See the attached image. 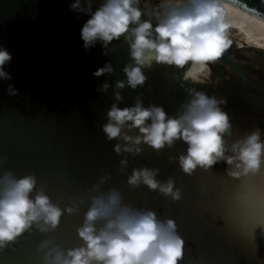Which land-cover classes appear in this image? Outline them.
<instances>
[{
	"label": "water",
	"instance_id": "water-1",
	"mask_svg": "<svg viewBox=\"0 0 264 264\" xmlns=\"http://www.w3.org/2000/svg\"><path fill=\"white\" fill-rule=\"evenodd\" d=\"M223 1L264 20V0ZM74 2L0 0V49L11 55L4 65L11 78H0V157H7L0 175L32 174L37 190L43 187L53 203L62 209L78 205L74 214L64 212L55 231L33 228L22 234L0 251V264H42L43 253L37 249L47 239L65 250L81 246L77 228L91 196L111 189L119 190L124 204L176 222L184 240L180 264H264V168L247 177H230L221 161L208 171L186 175L178 165L187 150L182 140L160 152L141 144V154L117 155L114 145L123 141H108L102 131L113 104L132 107L139 100L146 108L163 107L168 117H177L194 93L202 92L225 101L219 107L229 116V143L257 129L264 141V50L231 39L234 48L217 60L229 69L218 87L197 84L208 66L200 71L191 62L182 69L153 62L142 69L145 83L132 89L123 72L132 63L128 42L121 37L107 48L97 41L86 49L81 30L90 13L73 10ZM102 3L80 0L84 9L90 4L91 12ZM145 6L160 14L165 10L154 0H140L142 12ZM105 65L113 72L95 76ZM117 81L126 86L117 89ZM105 83L107 91L101 90ZM9 85L16 95L9 94ZM122 159L128 161L123 170ZM143 167L159 169L156 178L161 182L174 178L181 200L172 201L143 184L130 187L127 179L133 169ZM101 177L108 179L101 184ZM94 186L97 190L90 192Z\"/></svg>",
	"mask_w": 264,
	"mask_h": 264
},
{
	"label": "clouds",
	"instance_id": "clouds-1",
	"mask_svg": "<svg viewBox=\"0 0 264 264\" xmlns=\"http://www.w3.org/2000/svg\"><path fill=\"white\" fill-rule=\"evenodd\" d=\"M139 4L140 0H104L95 12H91L90 4L87 9L82 8L80 0L70 6L90 13L81 30L86 49L97 41L107 48L113 40L126 39L132 63L123 72L127 86L132 89L145 83L147 78L142 69L153 62L181 69L191 62L193 68L203 71L230 47L222 0H165V10L155 16V26L151 19L142 20L144 13ZM10 60V53L0 49V78H11L4 71V65ZM112 72V66L105 65L94 75ZM126 84L117 81L116 88L123 89ZM108 87L105 83L101 90L107 91ZM8 91L10 95L17 94L12 85ZM115 99H122L119 91ZM221 103L225 101L196 92L177 117H168L163 107L146 108L139 100L132 107L120 108L113 104L102 131L108 141H123L114 145L117 155L141 154V144L160 152L182 140L187 150L178 157V165L186 175H192L197 169L208 171L221 161L228 166L226 172L230 177L255 174L264 168L260 130L229 143L225 137L231 135V124L227 113L219 107ZM132 130H138V134L129 135ZM6 160L7 157H0V165ZM120 165L121 170L127 167V159H122ZM158 173L159 169L148 167L133 169L127 184L133 188L143 184L172 201L181 200V190L175 187L174 178L161 182L156 178ZM106 179L101 177L100 183ZM96 190L94 186L89 191ZM65 211L74 214L78 205L73 202L72 206L62 209L52 202L43 187L37 190L34 175L17 178L11 171L3 172L0 175V251L33 228L40 233L55 231ZM77 233L81 246L67 250L52 239L42 241L37 249L43 253L42 264H180L183 257L184 240L176 222L161 220L152 210L124 204L117 189L91 196Z\"/></svg>",
	"mask_w": 264,
	"mask_h": 264
},
{
	"label": "bare ground",
	"instance_id": "bare-ground-1",
	"mask_svg": "<svg viewBox=\"0 0 264 264\" xmlns=\"http://www.w3.org/2000/svg\"><path fill=\"white\" fill-rule=\"evenodd\" d=\"M221 7L228 25L226 32L236 31L237 36L244 44L264 49V20L223 0Z\"/></svg>",
	"mask_w": 264,
	"mask_h": 264
},
{
	"label": "flooded vegetation",
	"instance_id": "flooded-vegetation-1",
	"mask_svg": "<svg viewBox=\"0 0 264 264\" xmlns=\"http://www.w3.org/2000/svg\"><path fill=\"white\" fill-rule=\"evenodd\" d=\"M143 20H147V19H151L153 22V25L155 26V24L157 23L155 16L156 15H162L158 12H153L152 9H149L147 6H145V10H143ZM227 40L232 41L230 38L226 37ZM231 48H234L231 44H230ZM229 47V48H230ZM229 69L224 67V64L218 61H215L214 63H210L206 69V75L204 76L203 80L197 82V84L202 85L204 83V85H217L220 86V82L221 80H223L225 78V73L228 72ZM236 77V76H235ZM203 82V83H202Z\"/></svg>",
	"mask_w": 264,
	"mask_h": 264
},
{
	"label": "rangeland",
	"instance_id": "rangeland-1",
	"mask_svg": "<svg viewBox=\"0 0 264 264\" xmlns=\"http://www.w3.org/2000/svg\"><path fill=\"white\" fill-rule=\"evenodd\" d=\"M156 1L157 3H159L163 8H164V4H165V1H162V0H154ZM226 35L228 38L232 39V40H240L239 37L237 36L236 34V31H228L226 32ZM261 50H264V49H261Z\"/></svg>",
	"mask_w": 264,
	"mask_h": 264
}]
</instances>
